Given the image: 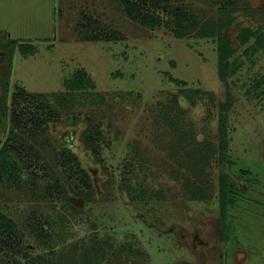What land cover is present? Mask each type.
I'll return each instance as SVG.
<instances>
[{"label": "rangeland", "instance_id": "rangeland-1", "mask_svg": "<svg viewBox=\"0 0 264 264\" xmlns=\"http://www.w3.org/2000/svg\"><path fill=\"white\" fill-rule=\"evenodd\" d=\"M173 1L195 11L192 32L145 26L116 0H0V92L5 85L11 94L19 84L56 103L59 116L49 122L47 137L62 145L73 133V150L94 187L91 201L73 195L65 201L42 197L44 180L35 191L29 181L20 188L0 183V208L15 218L32 256L0 249V264H84L106 240L113 253L137 248L146 264H215L223 249L217 239L221 170L238 185L221 255L229 257L227 264H264V91L250 87L264 76V54L245 57L227 76L233 103L221 156L217 108L206 92L225 97L216 42L226 10L214 0ZM247 2L264 9V0ZM84 13L120 35L82 36L90 31L88 25L79 30ZM237 17L264 23V11L241 10ZM236 31L234 23L225 29L234 54L242 49ZM78 67L93 87H67ZM189 88L199 93L195 103ZM87 124L99 130L94 144L104 167L81 139ZM4 134L0 129V138ZM37 223L46 235L36 233Z\"/></svg>", "mask_w": 264, "mask_h": 264}, {"label": "trees", "instance_id": "trees-1", "mask_svg": "<svg viewBox=\"0 0 264 264\" xmlns=\"http://www.w3.org/2000/svg\"><path fill=\"white\" fill-rule=\"evenodd\" d=\"M116 1L121 3L127 14L139 23L150 27L165 25L175 35L192 32V29L194 30L198 24L197 19L193 21V18H196L195 11L182 1ZM214 1L218 4L222 3L224 5L222 9L226 10V16L218 26L219 37L216 42L218 75L225 83V97L223 100H215L210 91H207L206 94L211 105L217 108L216 136L218 146L221 149L219 154L222 156L227 142V114L233 103L231 91L227 87V76L229 72L240 66L245 57L253 61L257 53L264 54V23L244 22L243 19L237 17V14L241 10L263 12L264 9L261 6L249 4L247 0ZM84 16L85 20L80 21L79 30L88 25L90 31L83 33L82 36L109 39L120 35L119 31L113 28L110 30L106 24H101L92 15L84 13ZM233 23L237 26L236 39L239 46H242V49L236 54H234L236 46L231 43L230 37L225 33L227 26ZM176 79L184 81L181 78ZM261 80L264 83L262 74L250 83V87L257 88L253 92L258 95L264 91V85L259 88ZM66 84L69 89H87V87L94 86V81L83 67H78L72 77L67 79ZM189 91L192 92V95L186 96L192 103H195V95H199V93L195 94V90L191 88ZM49 98L44 93L30 92L19 84H15L12 93L8 94V87L2 85L0 92V129L5 134L3 138H0V183L20 188L29 181L30 189L35 191L39 182L37 180H44L43 192L41 193L44 198L56 195L68 201V196L73 195L81 196L85 201H91L94 198V187L88 171L73 150V143L70 141L73 133H70V139L66 138L62 145L51 144L47 137L49 122L57 120L59 116L58 110L54 107V105L57 106L56 103H53L52 106ZM176 98L175 96L173 99L176 100ZM98 131L97 125L87 124L82 131L81 139L89 148L92 156L104 167L98 146L94 144ZM51 149L55 150L53 155L49 156ZM220 159L219 161L225 160L223 157ZM57 163L66 172L65 176L60 172L61 169ZM38 169L42 171L40 172ZM73 174L77 179L72 177ZM235 187L236 182L231 179L230 174L224 170L219 171L217 195L219 198L220 236L223 239L226 238L225 231L228 225L227 209L234 201L231 192L236 189ZM35 226L34 229L38 235H46V230L42 224L37 223ZM0 249L14 250L20 252L25 258H32L18 236L15 218L2 208H0ZM35 258L36 261L42 263L39 256Z\"/></svg>", "mask_w": 264, "mask_h": 264}, {"label": "flooded vegetation", "instance_id": "flooded-vegetation-1", "mask_svg": "<svg viewBox=\"0 0 264 264\" xmlns=\"http://www.w3.org/2000/svg\"><path fill=\"white\" fill-rule=\"evenodd\" d=\"M237 185V183H236ZM238 186V185H237ZM227 214H228V218H227V223L228 225H230L229 222V216L231 215V213L229 212V210L227 209ZM220 214L218 213V227H217V239L218 241L221 243V245L223 246V249L226 248V242L228 240V238H221L220 236ZM192 232V231H191ZM192 235V233H191ZM200 236V235H199ZM92 238H94L95 240L97 239V241L100 240V238L98 239V235H92ZM199 244V243H198ZM101 248V249H99ZM97 249V252L100 253L96 259H88L86 261H84V264H146V259H143L142 256L137 252V248L135 247H131V246H126L125 249L122 250H116L113 253V249L110 247V243L106 240L102 242L101 247H99ZM222 250L219 249L218 251V255L216 256L217 259L214 258V263L215 264H222L221 260H223L224 264H227L230 259L229 257L225 254L224 256L221 255L222 254ZM117 252V253H116ZM225 253V252H224ZM232 260V259H231Z\"/></svg>", "mask_w": 264, "mask_h": 264}]
</instances>
